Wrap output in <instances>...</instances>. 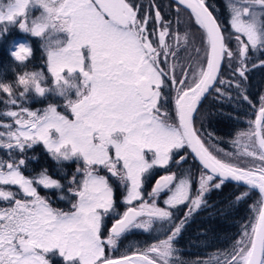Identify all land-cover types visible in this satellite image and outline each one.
Listing matches in <instances>:
<instances>
[{
  "label": "snow or ice",
  "instance_id": "1",
  "mask_svg": "<svg viewBox=\"0 0 264 264\" xmlns=\"http://www.w3.org/2000/svg\"><path fill=\"white\" fill-rule=\"evenodd\" d=\"M174 7L178 20L187 13L194 21L198 46L173 30L155 0L143 16L133 0L0 3V39L10 27L40 38L47 72L24 71L13 83L0 82V264H175V241L226 182L244 186L229 207L253 190L259 197L239 238L212 260L264 264V94L258 106L247 94L248 73L264 67V59L250 55L264 50V0H226L228 30L207 0H174ZM9 55L24 65L33 49L21 41ZM49 95L63 103L25 106ZM209 95L254 109L247 129L230 141L234 152L213 150L210 141L220 138L197 127V117L201 123L239 119L222 108L201 112ZM38 145L58 168L75 164L65 183L47 168L25 174L27 153ZM189 156L199 162L198 174L169 171ZM155 169L165 174L145 196V180ZM112 180L124 189L123 212ZM40 188L59 191L58 199L70 207H53ZM181 206L185 211L177 218L174 210ZM157 223L168 226L165 238L113 254L126 234L149 232Z\"/></svg>",
  "mask_w": 264,
  "mask_h": 264
},
{
  "label": "trees",
  "instance_id": "2",
  "mask_svg": "<svg viewBox=\"0 0 264 264\" xmlns=\"http://www.w3.org/2000/svg\"><path fill=\"white\" fill-rule=\"evenodd\" d=\"M151 0H133V3L142 5L140 15L143 16L145 11L149 10ZM210 10L218 17V19L228 30L229 12L226 7V0H207ZM155 3L159 6L162 15L166 20L172 23L174 31L182 33L184 30V24H189V28L196 31L197 26L194 21L190 20L187 13H181L183 16H187L188 23L184 17L180 14L179 20L174 7V2L171 0H155ZM40 10H33L32 15H39ZM154 15V12H153ZM186 28V27H185ZM21 34L17 27H10L8 34L0 39V82L13 83L16 80V76L24 71H43L46 75L45 56L42 49V41L40 38H32L26 35L29 40L30 46L33 49L32 57L24 64L20 65L15 62L8 51L9 38L15 35ZM200 36V34H199ZM171 43H176L172 40ZM199 45V43H198ZM235 47V45H232ZM184 53H181L183 56ZM250 55L259 56L264 59V50L256 53H250ZM227 74V65H225V75ZM17 90V95H18ZM247 94L253 104L259 105V96L264 94V67H258L248 73ZM48 103L62 104L61 98L54 95H49L47 99L37 98L33 101L27 102L25 106L31 109L43 108ZM171 107V103L167 105ZM4 108V104L0 103V109ZM224 109L228 112H233L239 116V119H233L229 117H210L207 121L201 123L199 117H197V127H200L203 131H211L215 134V137L220 139H214L210 141V145H214L215 148L223 149L225 152H234L235 148L230 141L235 138L236 133L240 130H245L248 127L247 121L250 118H254V109L252 105L247 102L239 101L236 103H218L211 95L203 100L201 105V112L204 110ZM5 155L0 152V156ZM183 155V152L180 153ZM29 157L27 168L25 169L26 175H33L39 172L43 168H47L49 173L57 179H60L62 183H65L64 176L71 175L75 169L74 163H64L62 168H58L48 155L43 150L42 146H36L34 149L29 150L27 153ZM32 157H38L36 160H32ZM191 169L194 173L198 174L199 164L191 156L187 158L181 166H177L173 162L169 168V171L182 173L183 171ZM103 174V173H102ZM160 174H165L163 169H155L148 176L144 183V192L151 191L155 177ZM114 186V195L117 204V211L124 210L122 204V197L124 189L119 186V182L112 180ZM41 195L49 196L53 207L67 209L70 205L67 201L58 199L60 192L57 190H44L40 188ZM64 194L67 190L64 189ZM244 191V186L237 187L236 184L226 182L223 189L219 192L213 191L208 196V203L211 205L209 208L200 210L185 228L182 235L175 241L174 247L177 249L175 264H204L205 261L209 264H215L212 257L217 252H222L229 249L236 239L240 236L241 227L247 223L250 215V205L255 203L259 197V194L252 191L250 197L237 207H229L228 201L239 192ZM162 200V197L160 198ZM163 201V200H162ZM161 201V202H162ZM160 202V203H161ZM223 210V211H221ZM185 207L181 206L178 210H174V215L179 218L183 216ZM214 214V215H212ZM111 221H108L110 227ZM166 224L157 223L154 228L149 232L143 230H133L126 234L117 242V247L113 254L120 256L121 254L134 248H144L148 245L156 242L158 239L165 238V231L167 229ZM207 230L206 237L198 235L201 230Z\"/></svg>",
  "mask_w": 264,
  "mask_h": 264
},
{
  "label": "rangeland",
  "instance_id": "3",
  "mask_svg": "<svg viewBox=\"0 0 264 264\" xmlns=\"http://www.w3.org/2000/svg\"><path fill=\"white\" fill-rule=\"evenodd\" d=\"M0 3L6 4V3H8V0H0ZM37 9H34V11L37 10ZM181 17H184L185 20H186V23H188L187 16L185 17V16L182 15ZM183 28H184V30L182 31L181 36H183V34L187 33L188 34V36H187L188 44H194V45L198 46V43L200 42V36H199V34H197L196 31H194L193 29H190L189 28V24H184V27ZM21 41L29 42V40L26 37V34L21 33V34L15 35L13 38L10 37L9 38V44H8V51H9L11 45H13V44H15L17 42H21ZM170 42H172V41H170ZM184 46L187 47L188 45H184ZM213 150H215V147L213 148ZM146 195H147V192H145V196ZM163 198L164 197H162V200H163ZM162 200H160L159 203ZM160 206L163 207V201L160 203ZM123 211H121V212H123Z\"/></svg>",
  "mask_w": 264,
  "mask_h": 264
},
{
  "label": "water",
  "instance_id": "4",
  "mask_svg": "<svg viewBox=\"0 0 264 264\" xmlns=\"http://www.w3.org/2000/svg\"><path fill=\"white\" fill-rule=\"evenodd\" d=\"M171 1H173L174 2V0H171ZM198 162V161H197ZM198 164H199V162H198ZM154 183H155V181L153 182V185H154ZM229 183H233V184H235L234 182H229ZM253 191H255V190H253ZM256 193H258L257 191H255Z\"/></svg>",
  "mask_w": 264,
  "mask_h": 264
}]
</instances>
